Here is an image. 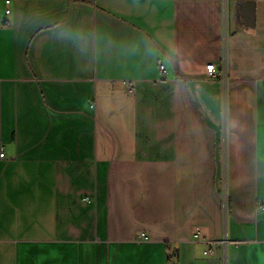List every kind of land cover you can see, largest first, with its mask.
Masks as SVG:
<instances>
[{
	"label": "crops",
	"instance_id": "crops-1",
	"mask_svg": "<svg viewBox=\"0 0 264 264\" xmlns=\"http://www.w3.org/2000/svg\"><path fill=\"white\" fill-rule=\"evenodd\" d=\"M0 149V264H264V0H0Z\"/></svg>",
	"mask_w": 264,
	"mask_h": 264
},
{
	"label": "built area",
	"instance_id": "built-area-1",
	"mask_svg": "<svg viewBox=\"0 0 264 264\" xmlns=\"http://www.w3.org/2000/svg\"><path fill=\"white\" fill-rule=\"evenodd\" d=\"M7 13H9V11H7ZM206 68H207V72H208L210 77H214L216 75L217 69L215 67V64H209V65H207ZM161 70L164 71L163 66H161ZM0 158H5V153H4L3 149H0ZM263 209H264V206H263Z\"/></svg>",
	"mask_w": 264,
	"mask_h": 264
}]
</instances>
